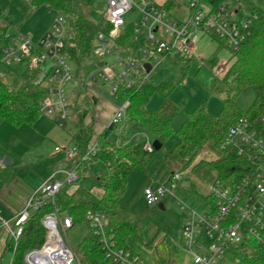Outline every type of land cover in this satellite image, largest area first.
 <instances>
[{
    "label": "built area",
    "instance_id": "2783aa9c",
    "mask_svg": "<svg viewBox=\"0 0 264 264\" xmlns=\"http://www.w3.org/2000/svg\"><path fill=\"white\" fill-rule=\"evenodd\" d=\"M249 0H182L178 7L185 8L187 15L177 19L171 15L164 3L156 0H104L105 7L101 29L96 34V69L84 78L72 73L73 62L65 54L69 19L57 13L48 28L37 40L20 31L7 29L1 45L0 61L8 67L24 66L30 70L33 83L40 86L46 97L40 104V112L63 125L74 119L76 88L70 92L73 78L84 83L97 98L103 95L97 88L102 84L109 94L117 98L121 87H140L150 79L153 70L178 58H192L198 32L216 35L231 51V55L252 34V27L258 18L254 8L247 10ZM137 10L139 22L132 29L127 28L125 15ZM9 24L2 18L0 26ZM115 57L113 61L107 59ZM49 62L48 66H45ZM146 64H150L148 70ZM229 62L217 65L216 75H223ZM99 80H102L101 83ZM48 85L47 89L43 84ZM110 124L124 121L130 99H117ZM99 135L93 134L87 145V152L79 155L77 145L57 146L64 151L74 167L54 170L42 184L33 191L23 209L13 220L0 219V226L8 229L10 238L17 241L31 209L40 208L48 198L62 189L65 182L80 178V165L95 157ZM151 153L153 145H143ZM222 155L234 153L243 159L228 181L216 179L210 196L212 202L208 211L198 212L189 207L182 229L183 248L191 255L193 264H222L227 253L238 256L235 251L244 248L248 239H256L264 246V105L255 116L245 115L230 126L219 145ZM221 155V156H222ZM79 162H76L77 158ZM180 173H174L172 180H179ZM168 188L157 191L145 190L148 204H153ZM61 213L59 207L42 220L46 228V240L40 248L25 255L26 264H81L62 231L71 228V216ZM101 250L108 264H147L130 247L121 246L111 228L109 218L103 212L88 211L86 214ZM207 237V240L204 238ZM239 257V256H238Z\"/></svg>",
    "mask_w": 264,
    "mask_h": 264
},
{
    "label": "trees",
    "instance_id": "16d2710c",
    "mask_svg": "<svg viewBox=\"0 0 264 264\" xmlns=\"http://www.w3.org/2000/svg\"><path fill=\"white\" fill-rule=\"evenodd\" d=\"M30 1L35 6L43 2L47 3L56 9L57 13L68 17L69 29L64 54L76 66L77 75L81 76L85 67L91 66L96 60L93 49L96 34L102 26L100 20L94 16L92 6L86 0ZM179 2V0H166L165 6L168 10H173L179 6ZM255 10L258 18L252 27L250 37L230 56L231 60L223 75H216L213 72L214 85L211 90L219 94L222 99V109L218 117L211 115L205 106H199L187 114L180 127L174 130L172 123L180 108L168 98L173 88L169 81L155 85L148 79L140 87H121L117 98L109 94L106 86L97 85L99 91L107 94L112 102L116 103L118 98L130 99L123 121L124 127L142 124L145 132L152 133L154 138L162 143L161 148L171 135L176 134L178 139L176 144L171 150L165 151L161 160V164L170 170L171 177L177 169L190 166L208 142L219 147L228 129L239 117L255 116L262 111L264 105V10L258 8ZM7 29V25L0 26V59L1 45ZM194 60L178 57L169 62L182 64L181 67L184 70L189 62ZM203 61L212 71L219 63L217 56ZM22 69L24 66H18L16 71L20 72ZM252 84L258 88L257 96L250 107L243 110L237 104L236 97L244 87ZM155 91L160 92L164 97L157 111L147 108V102ZM45 97V91L33 83L32 77L24 79L19 86L13 87L0 76L1 119L15 124H32L41 114L40 104ZM95 99L96 97L84 83H78L74 99V122L77 133L72 137L71 142L77 145L79 155L87 152L88 142L93 135V130L85 124V118L94 108ZM117 125H108L98 137L99 149L94 158L103 164L104 170L94 173L93 178L95 184L102 189L101 196L95 195L83 186H79L72 192L60 189L40 208L31 209L17 241L12 238L7 240L6 250L13 253L11 264H26L24 260L26 253L44 244L47 232L42 220L56 207H59L61 213L71 216L73 224L81 222L87 229L78 249L81 264H108L97 235L86 218L88 211H99L107 215L121 246H126V240L130 235L141 233L143 227L141 219L132 213L121 199L131 171L146 170L156 150L154 149L151 153L145 151L143 144L136 142L134 138L127 141L111 138L110 133ZM80 158L78 157L76 162H79ZM72 163L74 164V161ZM208 164L216 169L217 179L228 181V178L241 168L243 159L234 153L227 152L220 158L209 161ZM81 169L87 171L89 166L87 163H81ZM15 176V168H0V177L4 183L11 182ZM210 197V195L207 196L208 199ZM235 253L247 264H264V246L256 239H248L244 243V248Z\"/></svg>",
    "mask_w": 264,
    "mask_h": 264
},
{
    "label": "rangeland",
    "instance_id": "374dc122",
    "mask_svg": "<svg viewBox=\"0 0 264 264\" xmlns=\"http://www.w3.org/2000/svg\"><path fill=\"white\" fill-rule=\"evenodd\" d=\"M86 1L92 6L94 16L101 20L105 7L104 0ZM156 1L162 3L166 0ZM246 8L249 11L251 8L264 10V0H249L246 3ZM0 10L2 18L9 24V30H18L30 35L35 40L47 29L57 14L56 9L49 4L43 2L35 6L30 0H0ZM171 15L182 19L187 15V10L176 7L171 10ZM140 17L141 14L137 10L127 13L125 15L127 28L132 29L136 26ZM217 38L210 32H198L191 56L195 60L189 62L186 69H182V64L167 62L155 68L151 73L150 80L155 85L167 81L173 85L168 98L180 108L172 123L174 130L180 127L187 114L199 106H205L208 112L215 117L220 116L221 96L211 90L217 66L212 71L203 61H207L212 56L218 57L219 65L231 60L230 49ZM93 55H95L94 51ZM107 59L113 61L115 57ZM48 65L49 62L45 66ZM17 68V65L8 67L0 61V76L13 87L19 86L24 79L31 76L30 70L22 69L17 72ZM95 69V66L85 67L82 76L88 77ZM76 72L77 68L73 64L72 73ZM99 81L103 83L102 80ZM77 85L78 80L73 78L69 83L68 90L71 92ZM43 88L47 89L48 85L44 83ZM257 93L256 85H248L240 91L236 102L240 108L247 110L255 100ZM163 100V95L155 91L147 102V108L157 111ZM109 101L111 100L107 94L98 96V103L89 113L87 121H91L96 133L109 125L112 117ZM76 133L77 127L74 119L64 121L63 125H59L42 113L32 124H15L0 118V167L15 168V178L19 179V182L35 187L54 170L63 166L74 167V164L66 158L65 152L57 151L56 147L72 145L71 139ZM110 137L118 141L134 138L136 142L143 145L148 141L153 143L155 140L152 133L143 130L142 124L124 127L123 122L111 131ZM177 140L174 133L165 141L162 148L153 153L146 170L134 169L131 171L121 199L124 205L143 223L141 233L130 235L126 240V245L139 254L147 264H170V262L192 264V257L183 248L181 239L187 217V210L183 207L205 212L208 211V207L213 201L211 197L208 199L205 193L201 192L200 185H207L213 176L216 178L217 171L208 162L220 157L221 151L212 142H208L190 166L175 171L181 174V178L173 181L170 170L161 164V160L165 151L171 150ZM87 165L89 169L87 171L81 169L80 178L77 181L65 182L62 189L72 192L79 186H83L95 195L101 196L102 189L95 184L93 174L104 170V166L93 156ZM160 187L168 188V191L159 196V199L153 204H148L145 190L151 188L153 191H157ZM86 233L87 229L81 222H76L71 228L62 231L66 243L76 252L80 260L78 249ZM206 238L204 240H207ZM12 257L13 253L7 250L0 264H11ZM222 264L247 263L241 257L229 252Z\"/></svg>",
    "mask_w": 264,
    "mask_h": 264
},
{
    "label": "crops",
    "instance_id": "0c3cea01",
    "mask_svg": "<svg viewBox=\"0 0 264 264\" xmlns=\"http://www.w3.org/2000/svg\"><path fill=\"white\" fill-rule=\"evenodd\" d=\"M162 3H164V2H162ZM40 36H38V37H40ZM97 103H98V97L95 99V105ZM109 103H110L109 106H110L111 114H113V112L115 110V104L112 101H109ZM88 117H89V115L85 118V124L93 130V134L100 135L105 130V128H107L105 126L98 133H96L94 131V128H93L91 121H87ZM125 140H130V138H127ZM148 142H150V141H148ZM151 144H153V143H151ZM220 157H218V158H220ZM215 159H217V158H215ZM215 159H213V160H215ZM70 166L69 167L63 166L61 168H71ZM0 168L2 169V167H0ZM61 168H58V169H61ZM210 179H212V180L210 182H208L207 185H200V190L202 193H205L206 197L209 196V194H210V191L214 185V182L217 179V174H216V178L213 176ZM44 180H42L35 187H31V186H28L24 182L23 183L19 182V179H16V178L11 180V182H9V183H4L2 181V177H0V219L3 218L6 220H13L20 213V211L23 209V207H24L27 199L29 198V196L33 193V191L35 189H37L42 184V182ZM161 206H163V204H161ZM9 238H10V235H9L8 229L0 226V263L6 255V251H7L6 250V243H7V240ZM192 264H193V262H192Z\"/></svg>",
    "mask_w": 264,
    "mask_h": 264
},
{
    "label": "water",
    "instance_id": "95a60500",
    "mask_svg": "<svg viewBox=\"0 0 264 264\" xmlns=\"http://www.w3.org/2000/svg\"><path fill=\"white\" fill-rule=\"evenodd\" d=\"M146 66H147L148 70H150V64H146ZM152 145H153V147H154L155 150H158V149L161 148L162 143L158 139H155L153 141V144Z\"/></svg>",
    "mask_w": 264,
    "mask_h": 264
}]
</instances>
